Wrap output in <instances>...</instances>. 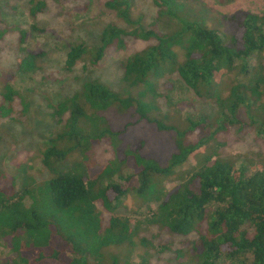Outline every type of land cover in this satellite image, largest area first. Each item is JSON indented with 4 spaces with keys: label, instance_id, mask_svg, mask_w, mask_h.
Instances as JSON below:
<instances>
[{
    "label": "trees",
    "instance_id": "16d2710c",
    "mask_svg": "<svg viewBox=\"0 0 264 264\" xmlns=\"http://www.w3.org/2000/svg\"><path fill=\"white\" fill-rule=\"evenodd\" d=\"M151 1L157 19L177 21L174 29L162 33L154 24L145 27L142 17H133V0H106L104 8L128 30L109 24L98 46L68 45L67 71L81 61L98 67L111 52H124L134 42L145 47L121 63L124 94L89 80L53 107L56 128L41 150L49 179L36 184L21 168L0 189V242L8 252L0 264H127L108 251H133L138 245L159 255L169 251L170 246L139 237L143 227L171 237L196 235L186 251L174 250L171 264H186L187 257L191 264H264V164L245 160L238 166V159L220 155L226 144L221 135L230 127L264 137V12L225 17L232 31L223 35L201 18L190 19L178 0ZM44 10L43 1H31L28 15L35 20ZM18 34L24 56L16 71L35 74L44 53L25 51L27 34ZM252 57L255 65L250 68ZM170 73H176L197 98L216 104L213 132L203 115L198 121L188 117L184 129L152 118L157 110L152 82ZM227 79L231 82L224 96ZM133 90L136 94L130 93ZM1 97L8 104L19 98L9 85ZM112 113L131 114L170 134L175 152L163 161L144 153L141 140L126 144L131 123L116 129L107 118ZM9 114L0 107L2 118ZM192 135L197 139L191 140ZM101 145L112 151L106 164L95 155ZM182 166L187 170L180 171ZM128 196L147 207L154 205L143 222L132 225L116 216Z\"/></svg>",
    "mask_w": 264,
    "mask_h": 264
},
{
    "label": "rangeland",
    "instance_id": "374dc122",
    "mask_svg": "<svg viewBox=\"0 0 264 264\" xmlns=\"http://www.w3.org/2000/svg\"><path fill=\"white\" fill-rule=\"evenodd\" d=\"M31 1L45 3L44 12L35 20L28 15ZM178 1L185 6L190 19L201 18L210 29L223 35L232 31L225 22V17L237 12L254 15H262L264 12V0ZM105 2L106 0H79L62 4L55 0H0V107L10 110L8 117L0 116V189L7 187L10 178L21 168H25L36 184L49 179L48 172L41 164V150L56 128V122L52 118L53 107L78 93L84 82L98 80L112 91L124 94L121 85V63L135 51L143 49L145 45L142 43L134 42L128 50L120 53L113 50L107 60L98 67L81 61L71 71H67L64 65L68 45L98 46L102 29L109 24L128 30L115 13L104 8ZM133 2V17H142L145 27L154 24L160 32L165 33L177 25L174 18L157 19L158 12L151 0ZM32 27H35L36 31L32 30ZM18 31L27 34L22 46L25 51L44 53V58L39 64L40 70L35 74L24 76L16 71L18 59L24 56V51L18 43ZM248 64L252 68L255 59L249 58ZM230 82L231 79H227L222 86L224 96L227 95ZM152 84L157 93V110L152 114V118L184 129L188 117L198 121L199 115H203L210 124V132L217 128V125L214 126L218 112L216 104L212 100L197 98L176 73L163 75L153 80ZM5 85L12 87L19 96L14 98L11 104L1 97ZM130 93L136 94V91ZM107 118L116 129H122L126 123H131L124 136L126 144L132 145L141 140L144 143V153L163 161L175 152L170 134L156 131L149 123L140 122L131 114L118 116L112 113L108 114ZM197 136L192 135L191 140L197 139ZM221 138L226 142L221 149L222 157L238 159V166L245 160L253 164H264V137H257L254 132L240 133L236 127H230ZM95 155L101 164H106L112 159V151L106 145L98 146ZM179 170H187V166H182ZM172 186L171 181L166 187L170 189ZM151 209H154V205L147 207L128 196L115 214L129 219L131 224L135 225L137 222H143ZM139 237H147L155 245L162 243V246H170V249L161 255L155 250H144L139 245L133 251L123 247L113 248L108 252L127 264H171L174 262V250L184 248L186 251L191 247L188 244L197 238L196 235L171 237L152 227H143ZM7 253L0 242V262L6 260ZM245 260L250 263L251 256L247 255ZM183 261L191 264L189 257ZM218 264L234 263L224 260Z\"/></svg>",
    "mask_w": 264,
    "mask_h": 264
}]
</instances>
